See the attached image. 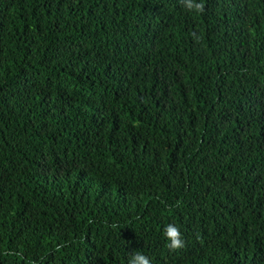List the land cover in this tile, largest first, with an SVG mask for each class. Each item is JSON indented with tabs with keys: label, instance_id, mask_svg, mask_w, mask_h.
<instances>
[{
	"label": "trees",
	"instance_id": "obj_1",
	"mask_svg": "<svg viewBox=\"0 0 264 264\" xmlns=\"http://www.w3.org/2000/svg\"><path fill=\"white\" fill-rule=\"evenodd\" d=\"M205 4L0 0V264H264V0Z\"/></svg>",
	"mask_w": 264,
	"mask_h": 264
},
{
	"label": "clouds",
	"instance_id": "obj_2",
	"mask_svg": "<svg viewBox=\"0 0 264 264\" xmlns=\"http://www.w3.org/2000/svg\"><path fill=\"white\" fill-rule=\"evenodd\" d=\"M180 3L190 13L204 14L206 11L205 0H180ZM191 36L196 41L201 39L200 35L195 31L191 33ZM113 227H116V225H113ZM164 236L167 241L166 247L169 251H176L185 247L186 241L176 224H167L164 228ZM57 251H59V246H57ZM127 264H151V260L141 251H135L129 255Z\"/></svg>",
	"mask_w": 264,
	"mask_h": 264
}]
</instances>
